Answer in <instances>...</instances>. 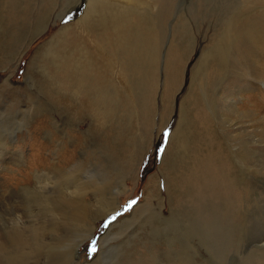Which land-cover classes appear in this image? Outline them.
I'll list each match as a JSON object with an SVG mask.
<instances>
[{
  "label": "rangeland",
  "instance_id": "rangeland-1",
  "mask_svg": "<svg viewBox=\"0 0 264 264\" xmlns=\"http://www.w3.org/2000/svg\"><path fill=\"white\" fill-rule=\"evenodd\" d=\"M23 46L16 69L12 59L0 71L13 81L8 88L0 79V129L12 123L7 104H37L40 115L26 114L29 125L8 146L23 145L25 156L19 167L9 164L10 151L3 157L0 196L52 169V199L66 218L45 227L36 264L70 250L76 216L85 211L93 221L108 200L116 210L97 216L69 264L125 256L138 264L142 253L150 264H264V0H0V68ZM54 93L56 110L47 113L41 97ZM179 120L193 141L171 165L176 143L168 141ZM206 158L218 170L214 187L198 166ZM65 185L84 188L70 205L61 200ZM7 218L0 210L1 247L11 248Z\"/></svg>",
  "mask_w": 264,
  "mask_h": 264
},
{
  "label": "bare ground",
  "instance_id": "bare-ground-1",
  "mask_svg": "<svg viewBox=\"0 0 264 264\" xmlns=\"http://www.w3.org/2000/svg\"><path fill=\"white\" fill-rule=\"evenodd\" d=\"M91 1L92 0H88V4H90ZM92 4H94V2ZM89 7H92L94 10L93 5ZM99 10L101 9H98L97 12ZM50 22L52 21H49L47 19L44 20V22L42 23L41 22L38 23L34 33L31 34V36H29L28 43L30 44L31 40L41 36L45 32ZM24 48L25 47L23 46L20 49L15 50V56L13 58L11 56L7 58V61H5L6 64L0 68V71L2 70L6 71V69H9L8 66L10 65L12 59L14 61V70H15L17 66V63L15 62L19 58H21L22 51L24 50ZM13 71H11V73ZM0 79H2V83L5 84L4 86L8 88L10 83L13 82V81L10 82L8 75L7 77L5 76L0 77ZM26 79H29L31 81L34 80L33 74L27 72V75L25 76V80ZM55 95H57V93L49 94V97H47L46 101L44 100L43 97H41L43 103L47 107V113L55 112L56 110V108L53 105ZM37 96L39 97V95ZM1 102L2 104H7V102L3 100ZM7 105L9 107L8 108L9 112H12V116H11L12 123L8 122L10 123V125L8 126L4 125L5 128L3 130L0 129V166L4 165V163L2 162L3 157L7 154L8 151L12 149V147H8L9 145H11L10 144L12 143L11 141H13L12 145L15 144V141L16 142L18 141V135L16 134V132L22 129L25 130L24 127L29 125L25 122L26 114H31V113L39 114L37 104H35L36 107H32L31 105H26L23 109H19L18 107H16L15 110H10V108L14 106H10L9 104ZM4 123L5 122H2L0 120V127L3 126ZM12 127L15 128V131H12ZM186 129L187 128H185L184 123L181 120H179V122L177 121L176 123V128L174 129V131L172 130L173 132L170 134L168 143L171 144V146L173 144V141L176 143L173 146L176 150V153L171 156V160L169 162L171 165L175 163L177 155L181 151L185 150L186 144L189 141L191 142L193 141L191 140L192 138H189L187 136ZM4 130H8L7 133H5L6 131ZM51 134H52V129H49L48 132L46 133L49 144L53 142L50 139ZM22 146L23 145H21L20 149L18 150L8 152L10 155H12L11 159H9V164H11L12 166L19 167L22 164L23 158L25 156V152ZM211 162L210 159L206 158L201 160L198 166L205 170L206 176L203 178V181L206 183V185L209 187H211L210 185H212L214 187V179L211 178V175L213 172L217 174L218 170L216 171L214 169L215 164L214 162L213 164ZM55 172L56 171H53L52 169H45L43 172H36L35 175L33 176L34 177L33 186L28 184L27 185L21 184L17 186V189H14V186L12 184H9L6 186L5 190H3L4 193L1 194L0 196V210L2 212H5L8 216L6 223H3V235L6 236L4 240L6 242H11L12 246L11 248H5V247H1V243H0V264H36L34 257H36L37 252L42 250L44 246L47 244L44 229L48 225L49 221L52 219H61V218L66 220V218H64L63 215L58 212L59 205H56L57 197L55 196L54 199H52L53 198L52 194H54L55 191L54 189H56L55 186L57 185L55 183L56 179L52 180L53 178L56 177ZM12 182L16 183L17 182L16 178H12ZM69 188L66 185L61 188V195H62L61 200H63L62 201L63 203H67L68 205L71 204V201H73V198H76L77 195H82V191L84 190L83 187H79L76 189H73L72 187ZM40 200L43 201L44 203L43 208H38L37 211H34L35 209H37L36 207L37 205H39ZM108 201H105V203L102 204L101 209L95 213L96 215L93 216V221L91 219L90 222L88 221L86 223L85 219H87L88 214H85L86 213L85 211L79 213L76 216V220L74 222V224L79 225L78 227L79 232L76 234L74 241L71 243L72 244L71 249L61 251L59 253L58 260H56L55 262L50 261V254H49V256L46 258V261H44L42 264H47L49 262L51 264H69L71 261V256L73 254V251L76 254L78 252L79 245L85 242L88 237H91L93 235V230L95 229V224H96L95 220L97 216L101 213L100 216L105 217L109 213L116 210V205H114L113 203H108ZM97 202H99L100 203L99 206H101V201L98 200ZM90 206L95 207V205H90ZM43 209L45 210V212H43ZM141 211H143L142 203L137 204L133 208L131 218L136 217L139 213H141ZM178 216H180V214H178ZM24 217H27L28 219L27 225L26 222L23 220ZM69 217H72V215L67 216V218ZM169 217L170 218L174 217L173 209L170 210ZM160 218L165 219L163 217ZM165 220H166L165 222L164 221L161 222V224H163V228L167 230L172 228V224H173L172 219H165ZM26 227L28 229H25ZM43 231L44 233L42 235ZM28 241L31 242L29 246H27ZM55 244L56 243H54V245ZM140 256H142V259L137 261L138 264L151 263V259L148 253H142ZM125 258L126 256L123 259ZM123 259L119 260L117 264H135L134 262L131 261L128 262V260L124 261Z\"/></svg>",
  "mask_w": 264,
  "mask_h": 264
},
{
  "label": "snow or ice",
  "instance_id": "snow-or-ice-1",
  "mask_svg": "<svg viewBox=\"0 0 264 264\" xmlns=\"http://www.w3.org/2000/svg\"><path fill=\"white\" fill-rule=\"evenodd\" d=\"M71 19H72L71 16H69V17L67 18V20H71ZM67 20L65 21V23L67 22ZM164 136H165V138H167L168 133L165 132V133H164ZM160 151L162 152L163 149H160ZM135 203H136V201H135V200H132V201L129 202V204H128L127 207L130 208V207H131L132 205H134ZM125 210H127V208H126ZM117 215H119V213H117ZM115 219H116L115 216L111 217V220H115ZM104 226L107 227V223H106ZM96 251H97V248H96V241L93 240V241L91 242V244L89 245V247H88V252H89V254L91 255V254L95 253Z\"/></svg>",
  "mask_w": 264,
  "mask_h": 264
}]
</instances>
